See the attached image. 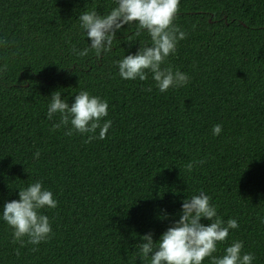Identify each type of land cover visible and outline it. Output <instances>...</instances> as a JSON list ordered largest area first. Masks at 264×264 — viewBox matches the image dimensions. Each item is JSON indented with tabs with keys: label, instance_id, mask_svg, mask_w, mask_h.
Returning a JSON list of instances; mask_svg holds the SVG:
<instances>
[{
	"label": "trees",
	"instance_id": "1",
	"mask_svg": "<svg viewBox=\"0 0 264 264\" xmlns=\"http://www.w3.org/2000/svg\"><path fill=\"white\" fill-rule=\"evenodd\" d=\"M113 6L0 0V207L36 181L58 202L41 210L52 235L39 245L14 241L0 220V264H148L140 236L158 241L183 199L201 191L219 218L238 221L214 255L238 240L264 264V0H180L175 24L187 35L163 66L190 82L165 93L151 73L119 76L116 62L150 43L146 32L134 36V24L117 33L111 53H71L87 44L79 14ZM60 90L69 105L82 90L108 101L104 139L54 130L60 116L49 120L47 106Z\"/></svg>",
	"mask_w": 264,
	"mask_h": 264
},
{
	"label": "clouds",
	"instance_id": "2",
	"mask_svg": "<svg viewBox=\"0 0 264 264\" xmlns=\"http://www.w3.org/2000/svg\"><path fill=\"white\" fill-rule=\"evenodd\" d=\"M179 5L180 0H114V6L103 16L96 10L83 11L78 21L87 44L83 49L73 46L71 53L77 57H86L90 51L97 57L111 53L117 33L134 24L137 29L134 36L140 37L146 32L150 43L140 44L134 54L124 55L116 62L121 79L144 81L151 73L155 87L161 93L170 88H182L190 82L188 74L163 66L187 35L175 24ZM61 97V90L55 91L47 106L49 120L56 114L60 116L59 123L53 125L54 130L64 126L68 136L73 132L88 134L87 142L106 137L112 126L110 119H104L109 109L106 99L87 90L76 94L71 105ZM221 132V125L213 126V135L219 136ZM39 155L37 151L33 158L38 159ZM195 163L187 164V171L191 172ZM18 195V200L5 202L0 207V220L12 229L14 241L23 242L25 237L32 245L47 241L52 235V225L41 210L57 207L53 192L36 181L18 189ZM210 201L211 197L203 191L186 196L179 219L160 235L158 241L154 242L151 232L140 236L138 255L148 264H203L206 258L210 264H253L256 257L251 252H244V244L238 240L227 245L222 255H214L218 251L217 245L229 237L230 230L238 228V221L230 218L225 222L219 218L217 208ZM203 220L209 223L206 225Z\"/></svg>",
	"mask_w": 264,
	"mask_h": 264
}]
</instances>
